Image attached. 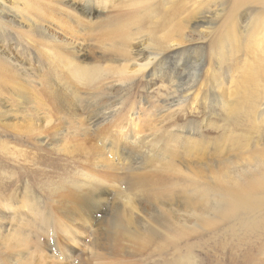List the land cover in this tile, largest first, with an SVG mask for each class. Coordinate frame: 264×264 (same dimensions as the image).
<instances>
[{
  "label": "rangeland",
  "instance_id": "1",
  "mask_svg": "<svg viewBox=\"0 0 264 264\" xmlns=\"http://www.w3.org/2000/svg\"><path fill=\"white\" fill-rule=\"evenodd\" d=\"M62 1L47 28L58 35L60 52L64 43L80 50L82 66L96 71L102 83H80L61 67L57 73L65 85L55 100L46 93L51 90L36 84L27 101H18L21 88L31 92L33 85L7 86L4 63L32 66L23 78L44 82L55 77L49 64L57 62L41 58L44 41L29 32L36 20L20 19L25 5L4 0L0 264H264L263 216L246 219L248 226L241 221L211 232L198 229L217 204L215 197L199 200L201 189L216 190L223 180L264 166L262 118L255 112L244 121L238 109L247 86L248 98L258 97L257 110H264V76L247 75L257 62L264 66L251 39L262 29L263 2L166 0L156 23L130 22L125 41L100 13L128 22L124 13H131L133 0ZM90 1L99 16L80 10ZM234 30L248 47L224 56L222 46L238 40ZM136 50L158 59L148 61ZM148 63L153 64L142 70ZM254 123L260 125L258 135L252 134ZM32 125L40 136L28 137ZM87 172L110 181L95 185L90 220L73 224L55 212L60 184L70 179L76 186ZM165 225L191 231L174 244L164 238ZM130 231L153 232L154 240L138 244Z\"/></svg>",
  "mask_w": 264,
  "mask_h": 264
},
{
  "label": "bare ground",
  "instance_id": "2",
  "mask_svg": "<svg viewBox=\"0 0 264 264\" xmlns=\"http://www.w3.org/2000/svg\"><path fill=\"white\" fill-rule=\"evenodd\" d=\"M17 8H20V6L25 5V7H22L20 9L26 10V16L21 17V22H31V17L36 20V22L33 21L32 26H29V32L33 37H35L36 40H43L44 45L42 47H45V52L40 53L41 58L47 56L49 59H55L57 64L53 66L52 64H49L50 68L55 71V77L51 78V80H45L44 82H39L42 79H45L44 77L39 80L35 79H24L23 76H29L28 72H32L35 69L28 67L26 69L25 65H21L19 62L16 63L14 61H6L4 63V70L6 72V76L8 78V84L7 86H14L17 88L20 87L23 82L27 86L31 87V92L28 90V88H21V94L18 97V101H27L29 99V96L33 94V91L35 90L36 86L39 85L41 89L45 88L47 90H51V92H46L48 95H52L51 98H57L59 89L62 87V83L60 77H58V73L61 69L65 70L66 73H69V77L74 78L80 83L87 84L88 86H94L98 87L101 85V77L98 75L96 71H92L89 69H86L82 66L81 58L83 56H80V50L77 51L74 48L75 47H69L66 43L63 45V52H60L59 48L56 46V42H58L57 34L50 31L49 28H47V24L49 21V18L51 15L55 14L56 11H60V7H63L64 4L62 3V0H34L33 4H30L29 0H17ZM99 2V0H97ZM132 3V10L131 13H124L125 15H129L130 20L128 22H122L123 20H117L119 19L117 15H108L102 11L100 16H105L104 21L106 24H111L113 27V30H117V33L121 31L122 40H127V37L130 35L128 31V27H130L131 23L135 24H142L144 22H154L156 23L158 21V15L161 7L165 8V2L166 0H133ZM250 2H256L260 3L264 0H248ZM107 2V1H106ZM108 4V2H107ZM164 5V6H163ZM15 6V5H14ZM26 6L33 7L36 11V14L31 13L29 10H27ZM100 6H104V1L100 2ZM5 4L4 0H0V30H2L1 25L6 23L3 20L2 13L4 10ZM66 7V6H65ZM58 10H55V9ZM95 6H93V3L90 1L89 3H86L83 8L80 10L83 11L87 16L92 17L95 14H97L98 11H96ZM74 11L79 10V7L72 8ZM25 12V11H24ZM75 13V12H73ZM83 13V14H84ZM43 14V17H40L39 15ZM84 14V15H85ZM99 16V15H98ZM142 16V17H141ZM143 18L145 21H141L140 19ZM131 22V23H130ZM260 25L262 27L261 31L254 35L251 39L256 40V53L261 58H264V22L260 21ZM27 27H22L20 29H24ZM232 32H235L236 38L238 40H231L230 43H226L227 47L224 48L222 46L220 54L226 56H232L235 53L243 50L244 48L248 47L246 44V40L241 38H238L237 36V30H234ZM23 48V47H22ZM21 48V49H22ZM224 48V49H223ZM136 53H139V57H145L149 61V59L153 58L154 53H142L139 50H136ZM129 54V53H128ZM155 59H158V55L154 57ZM153 58V59H154ZM154 59V60H155ZM153 64V63H152ZM151 64V65H152ZM263 62H257V64L253 65L250 69V72L247 74L248 78H258L260 76H264V66L262 65ZM149 63L144 65L142 67V70H146L151 66ZM31 68V69H30ZM124 77L130 78L129 74L123 75ZM55 80V81H54ZM19 82V83H18ZM250 82V81H248ZM258 83H263V80L259 81ZM37 84V85H36ZM42 84V85H41ZM64 84V83H63ZM65 85V84H64ZM99 89V88H95ZM245 91V98L241 101V105H238V109L241 110V116L242 120L247 121L251 118H253L255 112H257V115H259L262 118V121L264 123V110L263 112H259L257 110L256 101L258 100V97L254 96L252 100L248 98L250 90L246 86L244 89ZM264 96V95H263ZM53 98V99H54ZM197 98V97H196ZM54 99V100H55ZM232 104H229V106L226 107L227 113L232 114L233 109H231ZM77 109V108H76ZM84 110V109H83ZM85 111V110H84ZM226 113V112H225ZM5 115L1 114L0 118L5 119ZM227 120V119H226ZM228 121V120H227ZM253 132L252 134H259L258 131L260 130V125L257 123H254L251 127ZM37 127L35 126H28L26 128L28 137H38L40 136L37 131ZM41 134V133H40ZM242 140H247V138L244 135H241ZM251 140L248 142L250 143ZM145 149V148H144ZM154 149H150L147 152L144 151L146 154V157H149L153 153ZM136 158V157H135ZM252 174H247L243 176H239L236 179H227L223 180L220 185V187H215L216 190L209 189H201L199 191V200L202 202H207L209 198L215 197L217 198V204L214 207V210L212 209V213L208 216H203V218L200 220L198 226L200 230L211 232L213 230H217L220 225H227L231 223H244L242 225H249V221L246 220L250 217H264V166L258 167L257 170L254 172H250ZM93 174V173H92ZM83 180L82 182L76 181V186L72 185L73 183L69 181L70 179H67L69 182L67 184H71V186H68L65 182L67 180L62 181V184H60L59 188V198L56 199V204L58 207H55V212L62 216V219L69 220L71 223H80V222H86L90 220L89 213L92 209H95V203L91 202V198L93 195L94 202H96L95 194L97 191H95L97 183L104 182L108 184L110 181V177L104 176L103 178L101 176H92L90 174H85L81 177ZM89 185H88V184ZM69 188H67V186ZM99 185V184H98ZM99 187V186H98ZM101 192V190H100ZM216 193V194H215ZM93 200V199H92ZM94 206V207H93ZM73 208V209H71ZM40 209V208H39ZM69 209H71L69 211ZM40 212V210H38ZM70 213L73 215L72 217L68 216ZM242 221V222H241ZM248 221V223H247ZM259 221V219L257 220ZM254 223V222H253ZM258 223V222H257ZM255 224V223H254ZM166 228H162L164 231V238L166 241H170L171 243L176 244L178 240L181 238L187 236V230L191 231L190 229L186 227H172L170 225H165ZM128 231V230H127ZM126 231V232H127ZM135 232V231H134ZM131 237L136 240L138 244L141 245H149L154 240V233L153 232H145V233H139L135 232L132 233V231L129 232ZM190 260H192V257H190ZM187 264H194L191 261Z\"/></svg>",
  "mask_w": 264,
  "mask_h": 264
}]
</instances>
